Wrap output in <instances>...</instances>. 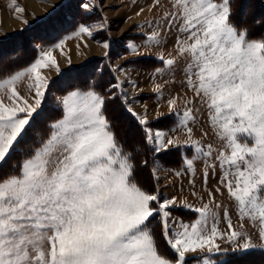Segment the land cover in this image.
<instances>
[{
    "label": "snow or ice",
    "instance_id": "6c2138e0",
    "mask_svg": "<svg viewBox=\"0 0 264 264\" xmlns=\"http://www.w3.org/2000/svg\"><path fill=\"white\" fill-rule=\"evenodd\" d=\"M95 6L90 0L79 5L85 12ZM172 7L163 20L169 30L178 28L180 33L177 56L184 61L182 71L194 100L183 109L175 106V99L169 101V115L178 117L170 131L186 132L187 139L153 129L129 107L143 133L138 143L153 153V161L163 152L183 149L182 171L176 175L194 172L196 162H203L215 175L218 164L219 182L233 198L238 219L258 224V239L264 242V33L256 31L254 13L237 11L242 0H174ZM259 23L264 26V20ZM93 28L105 31V21L84 20L76 34L92 37ZM161 42L154 29L144 35L141 45L129 41L127 48L135 54ZM103 47L108 49L107 59L110 41L104 40ZM156 58L164 65L154 70L157 74L179 62ZM48 64L56 61L45 52L25 70L35 77L34 103L28 99L17 103L21 97L14 88L13 106L0 103V264H191L193 260L200 264L201 259L203 264H217L218 257L227 255L217 240L235 244L234 252L256 247L252 237L228 219V208L223 211L227 229L218 233L215 209L222 208L220 204L215 209L209 204L189 205L198 214L194 222L174 220L175 228L169 224L176 199H162L158 191L140 183L138 170L148 168L149 161L137 159L135 145L117 136L109 118L107 104L116 98V89H122L120 81L103 84L89 77L68 85L57 98L62 115L50 124L48 137L10 163L46 103L50 82H42L38 70ZM122 70L118 66L114 71ZM24 74L16 71L0 88ZM5 75L0 65V78ZM201 112L221 141L219 149L192 138L189 125ZM158 171L155 166L150 169L157 182ZM208 175L203 173L205 182ZM156 217L171 256L156 241L152 227Z\"/></svg>",
    "mask_w": 264,
    "mask_h": 264
},
{
    "label": "rangeland",
    "instance_id": "374dc122",
    "mask_svg": "<svg viewBox=\"0 0 264 264\" xmlns=\"http://www.w3.org/2000/svg\"><path fill=\"white\" fill-rule=\"evenodd\" d=\"M259 1L264 4V0ZM80 3L81 0H0V41L14 36L17 33H22V31L30 29L31 27H35L39 23V30L37 32L45 34L51 33L48 36L53 37L50 39L49 44H34L36 55L30 58L28 64L16 70L23 71L25 74L18 77L11 85L0 88V103H4L8 107L13 106V99L15 98H10L12 88L21 97L20 100H17V103H21L23 99H28L30 103H34L35 92L31 86L35 82V77L33 73L25 70L29 69L37 59H43L45 52H50L56 64H48L47 67L38 70L42 77V82H50V86L47 89V100L43 105V110L44 106H46L47 109H51L50 111H62L58 106L57 98L65 94L61 91L64 90L66 85L71 83L73 79V76L70 77L71 72L79 69H82L84 72L92 70L95 75L94 78L93 75L91 78L96 80L97 83L107 84L111 80L114 83L120 81L123 85L122 89H116V98L110 99L107 104L108 110L112 111L111 118L114 127L116 129L118 128L117 133L120 139H125L126 141L129 139L131 141V139L135 138L140 141L134 124L130 121L128 122L122 114L126 112L131 115L127 110L130 107L133 112L146 118L153 129L166 131L170 137L177 138L180 141L186 140V132L170 131L175 124L166 128L158 127L164 126L162 124L159 125L160 121L168 119L169 116L174 117L176 121L178 119L177 116L169 115L170 100L175 99V106L179 109H183L187 101L194 100L193 93L187 89L186 77L182 71L184 61L177 56L179 45L176 43V37L180 33L178 28L169 30V26L163 20L166 13L174 11L172 7L174 0H90V3L96 6L92 11L88 12H85L79 7ZM248 4L249 1L242 0L241 9L243 8V10L241 12H255V19H259L264 12L259 10L255 11V7L250 9ZM67 6H70L71 9H68ZM15 7H19L24 11L18 13L14 10ZM60 11L62 13L58 14ZM68 12L71 16L68 17V23L65 24L63 18L68 15ZM54 13L58 15L54 17ZM49 14L51 15L48 16ZM4 16L10 17L13 21L7 27L8 30L3 27L2 22ZM62 16L63 18H61ZM48 18L52 21L46 23V25L41 23ZM84 20H87L88 24L103 20L105 21L106 30L98 31L93 28L92 37L86 34H76L79 24ZM249 22L251 23V17H249ZM62 23L65 25L62 26L64 29H58V32L57 27L59 28V25ZM259 26L263 27L260 23L255 24V27ZM154 29L158 30L161 34L162 42L160 46L150 45L141 47L139 52L135 54L128 50L127 44L129 41L134 42L135 45H141L144 35H150ZM257 29L259 30V28ZM65 31L67 32L64 33ZM26 34L25 32L23 33V35ZM54 34H57V36H54ZM33 37L35 39L36 36L33 34ZM17 39L18 37L10 39L11 43L15 44ZM106 39L111 43V53L107 59L104 54L108 49L103 47V41ZM35 42L38 43L37 41ZM58 43L61 44L60 48L55 47ZM8 55L10 54L5 53L0 55V65ZM156 57H163L164 59L174 58L179 62L170 71L166 69L164 73L157 74L154 70L164 67V65ZM118 66H122L123 70L114 71ZM16 71L1 78L0 83L4 79H10L11 76L16 74ZM65 74V78L60 79ZM158 88L159 91H157ZM188 106L192 107L193 105L189 104ZM195 106H199L198 100L195 101ZM43 110L40 114H43ZM131 116L138 124L136 118L133 115ZM55 120H51L45 126L47 132H40L37 130L40 129V126H36L39 117H36L24 140L18 146L16 152L18 153L17 158L15 160L12 159L10 163L21 159L22 155L31 149L34 135L38 138L40 134V137L45 136L41 139H46L50 134L48 132L49 126ZM189 126L193 128V139L201 140L205 145L211 144L214 149H219L221 141L209 127L205 113H196L195 123ZM122 129L125 131L121 133ZM127 129H129V135L126 133ZM30 143L32 144L28 148ZM215 155L216 153L214 152L209 163L214 161ZM153 164L159 169L156 175L159 177L157 182L158 192L162 196V199L172 200L175 198L177 203L174 207H180L188 212L192 211L195 213L193 218L185 220L175 212H172L173 219L169 220V224L173 228L177 226L173 223L174 220H182L188 223L194 222L198 218V214L191 210L188 207L189 205L202 207L203 204H209L211 208L215 209V205L220 204L223 207L215 209L219 216V222L217 224L218 233L225 232L227 229L228 220L225 219L223 211L224 208H228V219L231 220L234 227L252 237V243L256 245L252 249L264 250V242L258 239L259 225L251 222L245 223L243 220L238 219L233 198L229 197L226 189L219 182L220 169L218 164L215 175L212 174V169L208 168L203 162L195 163L194 172L181 175H176L177 171H172L168 166H164L158 159ZM5 169H7V166H5ZM179 171H182V169ZM204 172L209 173L206 182L203 178ZM216 189L220 190L216 191ZM210 192L212 193L211 196H209ZM193 193H195V196ZM189 217H192L191 214ZM241 224H244L243 228L240 227ZM217 243L221 245V249L225 253H241L234 252L233 250L236 245L229 244L226 238L217 240ZM241 243H244V241L242 240ZM224 259L222 256L218 257L217 264L223 262ZM191 264H196L195 260ZM200 264H203V259H201Z\"/></svg>",
    "mask_w": 264,
    "mask_h": 264
},
{
    "label": "trees",
    "instance_id": "16d2710c",
    "mask_svg": "<svg viewBox=\"0 0 264 264\" xmlns=\"http://www.w3.org/2000/svg\"><path fill=\"white\" fill-rule=\"evenodd\" d=\"M247 1H249L250 5L248 4V7H250V9H252V7H255V11L259 10V11L264 12V4H262L259 0H255L257 3L254 0H247ZM251 4H253L254 6ZM67 8L71 9L70 6H67ZM242 10H243V8L242 9L239 8L237 11L241 12ZM61 13L62 12L60 11L58 14H61ZM58 14L54 13L53 16L56 17ZM50 15L51 14H49L48 16H50ZM70 16L71 15L68 12V15L66 17H64V18H63V16L61 17L65 21V24L68 23V17H70ZM63 20H62V22H63ZM261 20H264V13L259 19L256 20L257 21L256 24H259V21H261ZM50 21H52V20H50L48 18L44 22H41V23L46 25V23H48ZM39 24H37L35 27H31L30 29H26V30L22 31V33H17L14 36H11L9 38H6V39L0 41V55H3L5 53L10 54L7 57H5L1 63L4 71L7 73V75H5L3 77L10 75L12 72L16 71L18 68H20V67H22V66H24L30 62V58L31 57L33 58L34 55H36V49H35L34 44H40V45H43L45 43L49 44L50 39H52L53 37L48 36L51 33L50 34H45V33H40V32L38 33L37 30H39V26H38ZM62 26H65V25L62 23L59 25V28L57 27L58 32H59L58 29L63 28ZM257 28H259V30ZM255 29L259 33H264V26L263 27H260V26L255 27ZM57 31H55V32H57ZM24 32L27 34L23 35ZM66 32L67 31H65L64 33H66ZM33 34L36 36L35 39L33 37ZM55 35L57 36V34H54V36ZM14 37L15 38L18 37V39L15 41V44H12L10 39H12ZM59 37H61V36H59ZM32 40H34V41H32ZM35 41H37L38 43H36ZM13 53H17V54H13ZM88 63H90V62H88ZM71 73L72 74L70 75V77L73 76V79H72L71 83H69L68 85L80 84L85 79L91 77L92 75L94 78V75H95V73L92 70L84 72L82 69L73 70ZM65 76H66V74L63 77H61L60 79L65 78ZM68 85H66L64 90H62L61 92L66 93ZM50 110L51 109H47L46 106H44L43 114L41 113L37 116V117H39V121H38L36 126H40V129H37L40 132L46 131L45 126H47L51 120L58 119L62 115L61 110H58V111H53V110L50 111ZM107 111H108L109 118L112 121V118H111V112L112 111L108 110V108H107ZM125 113H122V114L126 117L128 122L130 121L131 123L134 124L135 128L137 129L138 136L141 139L143 136V133H142L139 125L132 119V116L129 113H126V114ZM112 123H113V121H112ZM175 123H176V119L172 116H169L168 119H164L163 121L162 120L160 121L159 125L162 124L164 126H158V127H160V128L171 127V125H174ZM114 129H115L117 136H119L117 133L118 128L116 129V127H114ZM124 131L125 130L122 129L121 133ZM128 131H129V129H127L126 133H128ZM128 135H129V133H128ZM42 137H45V136L40 137V134H39V137L37 138L34 135L33 142H32L33 145L31 147V149H34L36 146L39 145ZM121 140L126 141L125 139H121ZM127 140L128 141H126V142L129 143L130 145H135L136 150H137V159L138 160L143 161L144 159H147L149 161L148 168H142V169L138 170L137 176H138V179L140 180V183L143 184L150 191L157 192L158 191V183L154 179L153 175L150 172V169L155 165V164H153V163H155V161H153V153L149 152L146 147L141 146L138 143L139 139L133 138V139H131V141L129 139H127ZM32 143H30L28 145V148ZM183 152H184L183 149H171L168 152L161 153L159 155L158 161L160 163H162L164 166H168L171 170H175V171L181 170L182 168L179 165V161L181 159V156L183 155ZM17 155H18V153L13 155L12 159L15 160L17 158ZM3 171H7V169L4 168ZM160 197L162 198V196H160ZM172 212H175L177 215H179L182 219H185V220L193 218L195 216V213H193L192 211L188 212L185 209L180 208V207L179 208L173 207ZM190 214L192 217H189ZM157 225H158V227H156ZM152 227L156 229V241H157L161 251L165 252L169 256H171L172 255L171 249L168 248L166 241L160 232V217H158L157 219H154L152 221ZM222 257H224L225 259L223 262H221L219 264H264V250H262V249H251L247 252H241V253H227L226 256H222Z\"/></svg>",
    "mask_w": 264,
    "mask_h": 264
},
{
    "label": "bare ground",
    "instance_id": "6f19581e",
    "mask_svg": "<svg viewBox=\"0 0 264 264\" xmlns=\"http://www.w3.org/2000/svg\"><path fill=\"white\" fill-rule=\"evenodd\" d=\"M2 21V20H1ZM13 21L10 19V17L8 16H4V20H3V27L6 28V30H8L7 27H9L10 23H12ZM8 24V25H7ZM2 25V24H1Z\"/></svg>",
    "mask_w": 264,
    "mask_h": 264
},
{
    "label": "crops",
    "instance_id": "0c3cea01",
    "mask_svg": "<svg viewBox=\"0 0 264 264\" xmlns=\"http://www.w3.org/2000/svg\"><path fill=\"white\" fill-rule=\"evenodd\" d=\"M156 99H157V97H156ZM4 104V103H3ZM5 105V104H4ZM6 106V105H5ZM169 112V111H168ZM173 171V170H172ZM179 171V170H178Z\"/></svg>",
    "mask_w": 264,
    "mask_h": 264
}]
</instances>
